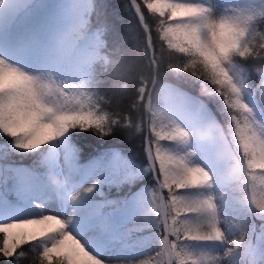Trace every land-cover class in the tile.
<instances>
[{
  "label": "snow or ice",
  "instance_id": "6c2138e0",
  "mask_svg": "<svg viewBox=\"0 0 264 264\" xmlns=\"http://www.w3.org/2000/svg\"><path fill=\"white\" fill-rule=\"evenodd\" d=\"M96 7L95 0L37 3L22 12L24 0H0V159L34 158L32 166L0 168L5 191L14 192L12 199L0 195V264L25 257V245L38 251L39 264H136L148 247L159 250L140 264H162L173 255L179 264H264V198L230 195L218 157L207 151L212 144L228 154L238 144L231 177L242 178L244 166L264 169V86L259 99L251 88L264 72L249 67V61L264 63V31L257 35V25L264 28V0L259 10L217 0H143V6L130 0L127 8L134 9L146 37L143 54L131 60L113 23L91 26ZM144 8L172 50L167 56L153 49ZM173 53L182 55L183 64L175 72L169 70ZM169 75L199 82L210 101H222L228 131L200 99L162 83ZM127 80L139 84L131 108L144 128L131 115H101L98 107L105 97L119 104ZM175 97L181 105L172 104ZM81 133L114 141L120 133L128 139L143 134L145 160L114 144L81 164L88 146ZM74 175L91 186L69 195L77 187ZM148 177L157 185L150 201L139 190L116 199L104 195L105 187L131 189ZM234 187L241 190L239 179ZM256 219L260 243L253 244ZM133 220L136 226L126 228Z\"/></svg>",
  "mask_w": 264,
  "mask_h": 264
},
{
  "label": "trees",
  "instance_id": "16d2710c",
  "mask_svg": "<svg viewBox=\"0 0 264 264\" xmlns=\"http://www.w3.org/2000/svg\"><path fill=\"white\" fill-rule=\"evenodd\" d=\"M130 3V0H95L96 4V12H92L90 14V24L93 28L98 23H102L105 20L113 23L117 30H118V37L117 39L119 41L124 42V47L128 52L129 60L137 56L138 54L142 55V50L146 46V37H145V29L143 25L140 23L138 17L135 15L134 9L129 11L127 8V5ZM138 3L143 6V0H138ZM103 5L104 7H100ZM144 16L145 20L147 21L149 28L151 29V41L153 45V49L155 50L157 56H159L162 52L167 56V54L172 51L169 50L164 44V42L160 39L159 32L156 29L155 26V17H153L150 13L147 12V9L144 8ZM99 14V16L97 15ZM112 36L108 37L109 44L112 43ZM182 59V55L179 53H173L171 56V60L173 61L171 68L169 69L171 72H175L176 69L183 68V64L180 63V60ZM165 67H168L165 65ZM249 67L251 68V71L254 74H259L260 72L264 71V63H261L259 60H253L249 61ZM164 82H171L173 84H176L180 88L194 94L198 98H200L203 102H205L213 111L214 115L216 116V119L220 122L221 127L224 128V130L227 132L229 129V116L225 112L224 114H221L219 108L222 103V101H210V99L203 94L199 82L195 85L193 84H187L182 80L176 79L174 75H169L167 78H165L162 83ZM122 84L124 85V89L126 92V95L122 99V101L117 104L116 99L112 98L109 99L105 97V99L102 101V103L99 105V107L103 108V114L108 113L111 114L112 112H120L121 115H131L133 121L140 127L144 128V124L141 123V120L138 118V114L134 109L131 108L132 101L139 100L138 93L136 95H133L132 93L136 92V89L139 87L138 82L134 83L131 80L122 81ZM150 86V84H149ZM261 86H264V83L260 84L258 82V75L256 78H254L251 82V88L254 92L257 94V99H259V89ZM211 87V85H209ZM159 90V86H157V92ZM101 95H103V88L100 89ZM157 92L153 93V100L157 97ZM115 118V117H114ZM82 137H85V140L87 141L88 146L84 148L83 153L80 155L81 158H89L90 156H95L99 152L103 151L105 148H107L110 145L114 144H121L124 148L125 153L128 155H131L136 161H144L145 156L143 153V134L136 135L131 139H128L125 134L120 133L118 134L117 140H112L111 138L105 137L103 140H101L98 137H94L89 134H80ZM5 138L3 136H0V143L4 142ZM84 141L80 142L81 147L84 145ZM10 158L6 162H11L12 164H25L32 166L33 165V159L29 157H20L17 155H10ZM5 162V161H4ZM142 185H150L149 188L154 189L156 187L155 182L151 179V177L145 178L143 181L137 182L135 187L127 188V191H125L126 188H123V193L125 191V194H128L129 191H134L137 188H141ZM129 189V190H128ZM117 189L114 188L111 189L107 193V198H112L117 195ZM163 195H167L166 191L163 190ZM3 235L0 234V241H2ZM23 251L26 253V256L23 258H18L15 264H39V256L38 251L29 245H25L23 247Z\"/></svg>",
  "mask_w": 264,
  "mask_h": 264
},
{
  "label": "rangeland",
  "instance_id": "374dc122",
  "mask_svg": "<svg viewBox=\"0 0 264 264\" xmlns=\"http://www.w3.org/2000/svg\"><path fill=\"white\" fill-rule=\"evenodd\" d=\"M40 1L41 0H32V2L25 9L28 10L32 5H35L38 2H40ZM50 1H51L50 6H55V5H60V4H71V3H74V2H78V3L83 4V5H87V4L92 3V0H50ZM140 1H142V0H140ZM258 2L260 3V0H252V6L256 7L257 10H259V3ZM49 11L51 13H55L57 10L53 7V8H50ZM260 31H264V28H262L260 25H257V35H259ZM253 43H255V41H253ZM164 44H166V43L164 42ZM258 82L260 84H262V83H264V79L258 78ZM164 84L173 85L174 87L180 89L181 92L186 93L189 96L197 97V96L189 93L188 91L180 88L176 84H173V83H170V82H166ZM149 87H151V85ZM69 95H72V93L69 92ZM198 99H200V98H198ZM171 102H172V104H174L176 106H179V105L182 104V100L179 97L173 98V100ZM73 103H75V101H73ZM98 107H99V105H98ZM101 115H103L102 112H101ZM228 120H229V125H230V117H229ZM165 123H166V121H165ZM144 127H146L145 124H144ZM0 136H2V135H0ZM232 139H233V136H229V140L231 141ZM219 150L220 149L217 146L212 145V146L209 147V145H207V151H208L209 154H212V153L214 154L215 151H219ZM237 150H238V144L237 143H233L231 145V148H230L228 154H224L223 159L219 160V162L221 164V167H222V170H223L224 173H226V172H228L229 174L231 173L232 166L235 163V154H236ZM62 155H63V153H61V158H62ZM9 158L10 157H8L6 160L0 159V168H2L5 165H12V164L6 162ZM87 161H88V159L81 160V157L79 156V162L81 164H84ZM13 165H20V164H13ZM22 165L29 166V165H25V164H22ZM66 171H67V169H66ZM227 174H225V177L227 178L225 180V184H227V185L234 186L236 184V182H237V179L240 180L241 190L240 191L236 190V192H235L236 196H244V195H246L249 200H251L253 197H255L256 199L264 198V169H259V168H255L254 167L253 169L249 170V169H247L246 166H244V174H243L242 178L231 177L230 175L228 176ZM76 180H77L76 185H79V183L81 182L82 179H81V177L79 175H74L73 176V181H76ZM85 180H87V182L90 181L88 179H84L83 181H85ZM113 188L115 190L117 189L116 187H112L111 189H113ZM123 188H126L125 191H127V188H129V186H127V185L121 186L116 191L117 195L115 197L108 198V199H116L118 197L125 196L124 195L125 191L123 193ZM155 188H157V185H156ZM110 190H109L108 187H105L103 189L104 195L107 196V193ZM137 190H139L142 194H144L146 200H148V201L151 200L152 188L141 187V188H137L134 191H137ZM165 191H166V194H167V190L166 189H165ZM0 195H7L9 199H12L14 197V192L11 189H9L7 192L5 191L4 184H3V177L2 176H0ZM100 199H102V197L98 193H96L94 195V200L99 201ZM152 207H153V204L152 203H148L147 208L151 209ZM106 211H107V209H106ZM254 223L258 227H257L256 234H253L251 239H252V243L253 244H258V243H260L258 241V239H257V236H258V233H259L260 221L258 219H256V220H254ZM135 226H136V222L134 220L131 223H126L125 224L126 228H133ZM143 234L144 235H148L149 233L146 231ZM135 235L136 234H133V238L135 237ZM236 238H237V236H235V235L231 237L232 240H235ZM158 250L159 249L156 248V247H148V248H145V249L141 250L139 252L138 256H137L136 264H140L141 261H149L155 255V253ZM103 255H104V257L101 256L102 259L105 258V256H107V253H104ZM162 264H179V262H178L176 256L173 255L171 257H168V256L163 257L162 258Z\"/></svg>",
  "mask_w": 264,
  "mask_h": 264
},
{
  "label": "bare ground",
  "instance_id": "6f19581e",
  "mask_svg": "<svg viewBox=\"0 0 264 264\" xmlns=\"http://www.w3.org/2000/svg\"><path fill=\"white\" fill-rule=\"evenodd\" d=\"M32 2V0H24V8L21 10L22 12H25L27 11L25 8ZM41 2H45V4H48L50 5L51 1L50 0H42ZM217 3L221 6H237V7H248V6H252V0H217ZM257 3V2H256ZM259 3V2H258ZM25 9V10H24ZM30 9V8H29ZM28 9V10H29ZM189 119H195V113L193 112L191 114V116L189 117ZM209 147L212 146V144H208ZM210 155H214V156H217L219 160H222L223 157H224V153L221 152L220 150L219 151H215L214 154H210ZM10 164H12L11 162H9ZM13 165V164H12ZM228 172L224 173V174H227ZM228 176L230 175L229 173L227 174ZM76 181H73V184L76 185ZM78 184V183H77ZM91 186V182H87V180L85 181H82L79 183V185H77V187H75L74 190H71L69 192V195H76L77 193H83L84 192V189L87 188V187H90ZM225 189L226 191L232 195V196H236V188L234 186H230V185H227L225 184ZM46 195V194H45ZM37 197L38 198H44L43 196H41L40 194H37ZM46 202L49 204V208H48V211L50 213H55L56 212V206L54 204H52L50 201H47ZM102 257H104V255H102ZM106 257V256H105Z\"/></svg>",
  "mask_w": 264,
  "mask_h": 264
}]
</instances>
